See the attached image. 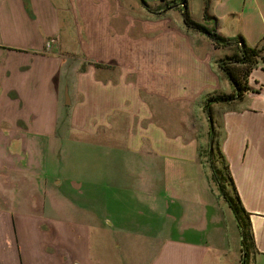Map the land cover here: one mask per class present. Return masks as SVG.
<instances>
[{
	"label": "crops",
	"instance_id": "obj_1",
	"mask_svg": "<svg viewBox=\"0 0 264 264\" xmlns=\"http://www.w3.org/2000/svg\"><path fill=\"white\" fill-rule=\"evenodd\" d=\"M60 1L61 9L58 0H0V264H240L241 231L215 175L249 214L254 247L249 264L264 261V57L240 100L216 102L220 120L211 144L222 161L218 165L210 155L208 165L196 135H171L160 122L134 125L145 119L143 105L133 101L139 84L119 80L125 56L119 37L112 43L103 33L99 43L77 48L61 40L78 34L68 29L73 14L93 8L91 14L95 5ZM182 4L173 9L183 13ZM209 15L216 22L206 23L203 16L206 26L216 27L224 39L264 49V0H210ZM63 48L72 49L71 55ZM179 68L166 72L174 77ZM110 71L117 73L113 79ZM124 101L134 117L132 127L125 126L131 127L125 149L143 160L128 161L127 178L111 183L105 234L95 236L92 230L102 226L81 211L72 214L69 196L57 189L66 181L60 176L53 187L37 165L56 149L66 150L75 131L116 148ZM56 190L62 197L57 212L49 198ZM121 203L133 210L117 213L114 207Z\"/></svg>",
	"mask_w": 264,
	"mask_h": 264
},
{
	"label": "rangeland",
	"instance_id": "obj_2",
	"mask_svg": "<svg viewBox=\"0 0 264 264\" xmlns=\"http://www.w3.org/2000/svg\"><path fill=\"white\" fill-rule=\"evenodd\" d=\"M58 1V8L61 9V1ZM188 1L191 20L206 25L203 20L205 0ZM93 4L95 6L91 14L89 11L93 8L88 11L81 8L73 14L72 19H69L71 24L68 29L73 31L76 29L78 34L75 31V37L67 38L65 35L61 40L77 48V46L87 47L99 43L101 41L99 35L103 33L109 34L108 38L112 43L119 37V45H122L125 52L122 68L118 67L117 70L120 74L119 80L126 85L139 84L141 91H136L133 101L141 102L139 103L143 105L141 117L145 119L136 120L134 125L143 122L144 125L143 123L141 125L149 128L160 122L164 130L171 135L176 136L184 131L186 134L196 135L199 142L204 143V161L209 165V157L212 155L211 130L217 129L216 121L220 120L218 112L220 109L216 104L219 101L214 98L226 97L235 91L223 68L219 69L217 63L221 66L220 63L229 57L239 58L241 54L238 48H229L228 51L214 50L212 42L206 35L191 30L188 32L182 10L176 11L180 6L173 9L175 4L171 2L164 4L161 0H93ZM177 4L182 3L178 1ZM63 8L66 13L70 11L67 7L63 6ZM88 30L93 33L92 37H87L85 34ZM48 43L52 44L53 41L49 40ZM115 43L117 44V41ZM71 51L72 49L65 51L63 48L61 52L68 56L71 55ZM93 59L95 58L91 61ZM262 65L264 63L261 62L260 66ZM172 67L182 69L179 68V72H175V76L170 77L166 70ZM229 67L240 74L241 82L245 84L244 80L247 79L245 68L239 65ZM117 73L110 71L108 77L113 79ZM168 79L171 81L166 89L164 85ZM159 87L161 88L158 89ZM122 103L123 106L117 114L120 122L115 136L116 148H110L100 140L95 141L94 135H80L75 131L67 142L66 150L61 151L62 154L61 149L55 151L52 149L51 153L52 151L53 153L47 163H41L39 160L37 165L38 168L43 165L40 169L43 168L42 173L51 178L49 183L53 187V182H56L55 179L60 176L66 181V186L73 185V187L64 185L63 188L59 186L57 189L69 196L67 200L70 202L69 208L73 210L72 214L78 216L81 211L82 216L91 217L102 226L96 232L92 230L95 236L101 235L102 232L105 234V215L108 212L107 198L111 183L127 178L130 173L126 165L128 161L141 163L143 160L139 152L130 153L132 151L125 149V134L130 131L134 117L126 112L128 106L125 101ZM209 110L214 122L208 114ZM127 124L131 127H125ZM141 142V145L146 144L142 139ZM61 145L63 146L62 142ZM213 152L214 161L220 165L219 162L222 160L219 158L221 155L218 146L214 147ZM109 164H113L114 167H110ZM214 186L217 187L215 182ZM216 187L215 189L220 193L219 188ZM58 190L55 194L52 191L49 197L50 204L56 205V212L58 198L62 199ZM114 209L117 213L122 209V214L126 215L133 210V207L121 203ZM95 236L92 239H95ZM257 263L264 264V261ZM240 264H244L243 261Z\"/></svg>",
	"mask_w": 264,
	"mask_h": 264
},
{
	"label": "trees",
	"instance_id": "obj_3",
	"mask_svg": "<svg viewBox=\"0 0 264 264\" xmlns=\"http://www.w3.org/2000/svg\"><path fill=\"white\" fill-rule=\"evenodd\" d=\"M178 1L183 3V19L185 24L192 30L193 32L196 33H201L203 35H206L215 45L216 49H226L229 48L233 45H236L238 50L240 51V57L238 58L237 56L229 57L223 61L221 64V67L223 68V71L225 75L227 76L229 82L234 86L235 88V94L228 95L226 97H221V98H214L216 101H219L220 103L228 102L233 99L240 100L242 96L250 90L247 86V80L251 76V74L254 71V68L256 65H258V60L262 56L264 57V49H259V50H252L248 48L245 44V42L241 39L240 41H233V40H227L221 37V35L218 33V30L216 27L210 29L208 28L205 24H199L191 20V15L188 10V2L187 0H161L162 3L167 4L168 2H171L172 4H175L173 6L177 7L179 6ZM209 1L207 0L205 2V16L204 20L207 22L209 21H215L216 19L210 17L209 15ZM185 8V9H184ZM230 65H239L243 66L246 70L245 76L247 77L245 81V84L241 82V77L238 75V72L234 70V68H230ZM209 116L211 120L213 121L211 111L209 110ZM212 142L214 140V134L212 133ZM214 145H212V155H214ZM215 179L218 184L221 185L220 190L225 197V199L228 201V205L231 208L232 212L235 215V219L238 223V226L241 231V237H242V261L244 264H249V256L251 254V250H253V231H252V226L249 221L250 217L249 214L246 212V209L242 205V201L239 198V196L235 193V195H231L228 191H226L225 183H223L222 178H217L215 175Z\"/></svg>",
	"mask_w": 264,
	"mask_h": 264
}]
</instances>
